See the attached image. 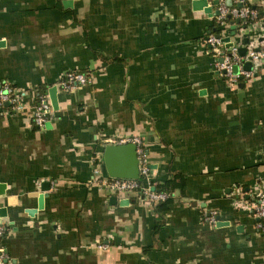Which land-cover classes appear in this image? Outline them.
Instances as JSON below:
<instances>
[{
  "label": "crops",
  "instance_id": "obj_1",
  "mask_svg": "<svg viewBox=\"0 0 264 264\" xmlns=\"http://www.w3.org/2000/svg\"><path fill=\"white\" fill-rule=\"evenodd\" d=\"M192 1L0 0V82L24 105L0 106V264H264L250 211L264 182V56L236 84L220 75L204 40L213 23L230 34L215 15L224 0H208L211 16ZM244 37L262 49L264 18L230 39ZM68 71L90 81L64 89ZM53 86L57 109L39 128L38 93ZM131 136L154 185L183 178L161 213L93 181L95 168L109 177L104 148Z\"/></svg>",
  "mask_w": 264,
  "mask_h": 264
},
{
  "label": "built area",
  "instance_id": "obj_2",
  "mask_svg": "<svg viewBox=\"0 0 264 264\" xmlns=\"http://www.w3.org/2000/svg\"><path fill=\"white\" fill-rule=\"evenodd\" d=\"M263 1V0H261ZM218 15L217 19L221 22L227 16L239 18L241 20H246L247 18H256L257 14L255 10L250 9V7H231L229 8L224 3L220 4L217 8ZM253 22L249 23L247 26L252 27ZM246 26V27H247ZM263 41V40H262ZM260 42L261 44L263 42ZM206 44H209L212 53L214 54V64L217 72L226 77L228 81L236 84L241 78H249L254 75V71L258 65V61L262 56H264V45L262 49L258 51L254 49L251 45L244 44L246 46V53L244 56H240L238 53V48L242 45L241 41L238 43L234 42L228 48L225 47V42L221 41L220 37L216 34L210 33L204 40ZM245 62L251 63V68L249 70L244 68ZM237 67V71L234 67ZM90 81L89 77L84 72L80 71H68L64 77L58 82V84L64 89H71L80 87ZM8 103L9 107L13 111L22 110L24 105L21 103L20 94L13 85L7 81L0 82V106ZM52 116V106L49 100V95L47 92L38 94L37 103L33 109L32 120L33 123L39 127L44 128L45 124L50 120ZM132 142L136 145V152L138 157L139 166V177L137 179H119L105 176L100 173L99 169L93 170V181L94 183L102 189L108 190L110 192L125 194L130 192H135L142 194L143 198L149 203H158L165 200L168 195L166 192H161L155 190L152 184L147 183L146 186H141L139 179L144 177L149 179V166L146 161V152L141 139L138 136H131L119 140V143ZM118 144V143H117ZM250 211L255 217L260 221L257 223L258 228H264V224L261 220H264V182L260 185V190L256 197V201L253 203ZM207 222L210 224H215L217 221L216 211H210L205 217ZM0 227V234H1ZM4 256L0 253V259Z\"/></svg>",
  "mask_w": 264,
  "mask_h": 264
},
{
  "label": "water",
  "instance_id": "obj_3",
  "mask_svg": "<svg viewBox=\"0 0 264 264\" xmlns=\"http://www.w3.org/2000/svg\"><path fill=\"white\" fill-rule=\"evenodd\" d=\"M237 7H242L243 0H238ZM226 6H232V0H224ZM219 0H213L212 5H218ZM212 5H209L208 0H193L192 8L194 10H202L205 14L209 16L213 15L212 13ZM215 15H218V11L215 12ZM228 18L230 16H227ZM236 23H239V18L235 19ZM243 28H246L244 26ZM230 34L226 37H221V41L225 42V47L228 48L232 45L233 41H231V36L236 35L235 25L231 22L230 26ZM217 37H220V33L216 34ZM263 39L260 38L259 42ZM243 43L246 45L249 43V38L244 37ZM2 44V42H0ZM255 50H259V48H254ZM238 53L240 56H244L246 53V46H240L238 48ZM244 68L249 70L251 68L250 62H245ZM234 70L237 71V67H234ZM57 88L55 86L49 88L48 95L51 106L53 109H57V98H56ZM103 160L104 165L109 177L119 178V179H137L139 177V166H138V157L136 152V145L132 142L127 143H118V144H109L104 148L103 151ZM50 188V181H42L40 183V190L42 193L33 192L32 196L37 198V207L36 209L27 210L28 213L34 214L37 210L42 209L43 207V199L47 196V191ZM5 194V185L0 183V196ZM113 201H116L115 197H111ZM6 222L8 221L6 215V208L0 207V220ZM220 223V222H219Z\"/></svg>",
  "mask_w": 264,
  "mask_h": 264
},
{
  "label": "trees",
  "instance_id": "obj_4",
  "mask_svg": "<svg viewBox=\"0 0 264 264\" xmlns=\"http://www.w3.org/2000/svg\"><path fill=\"white\" fill-rule=\"evenodd\" d=\"M247 5L250 7V9L252 10H255L256 11V14H257V17L256 18H264V9H263V6H264V0L263 1H260V3H247ZM235 19L234 17H226L224 18V23L227 24L228 26H231V22H233V24L235 25V31H237L238 27H244V26H247L249 23L253 22L255 18H247L245 21L244 20H241L239 19V23H236L235 22ZM222 25H220L219 23H213V25H211V28H210V31L211 32H214V33H217V32H220L223 27H221ZM231 31V29H230ZM43 92H46L44 89H41V92H39L38 94L40 93H43ZM139 182L141 184V186H146L147 183L150 182V184H152L154 186V188L157 190V191H161V192H166L168 197L163 200V201H160L157 206L155 207L156 210L158 212H162L164 211L167 206H168V203L171 201V192L172 190H175V189H178V188H182L183 187V178L180 174L178 173H174L172 178L164 181L163 183L161 184H156L154 185L153 182L150 180V179H147V178H144V177H140L139 179ZM6 229L4 227V231H2V234L4 235L5 232H6Z\"/></svg>",
  "mask_w": 264,
  "mask_h": 264
}]
</instances>
